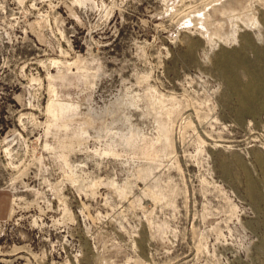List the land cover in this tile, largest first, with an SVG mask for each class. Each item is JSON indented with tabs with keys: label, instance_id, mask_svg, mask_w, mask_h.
Wrapping results in <instances>:
<instances>
[{
	"label": "rangeland",
	"instance_id": "1",
	"mask_svg": "<svg viewBox=\"0 0 264 264\" xmlns=\"http://www.w3.org/2000/svg\"><path fill=\"white\" fill-rule=\"evenodd\" d=\"M0 264H264V0H0Z\"/></svg>",
	"mask_w": 264,
	"mask_h": 264
},
{
	"label": "bare ground",
	"instance_id": "2",
	"mask_svg": "<svg viewBox=\"0 0 264 264\" xmlns=\"http://www.w3.org/2000/svg\"><path fill=\"white\" fill-rule=\"evenodd\" d=\"M193 17V16H192ZM195 19H197V17L195 18ZM195 23V22H194ZM210 35V34H209ZM216 141V140H215ZM228 141V140H227ZM235 142V141H234ZM216 144V143H215ZM218 144L220 145V143L218 142ZM234 144V143H233ZM232 145V144H231ZM227 146V145H226Z\"/></svg>",
	"mask_w": 264,
	"mask_h": 264
}]
</instances>
